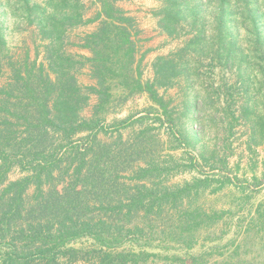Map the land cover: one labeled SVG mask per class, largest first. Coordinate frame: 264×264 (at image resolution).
<instances>
[{
    "label": "trees",
    "instance_id": "1",
    "mask_svg": "<svg viewBox=\"0 0 264 264\" xmlns=\"http://www.w3.org/2000/svg\"><path fill=\"white\" fill-rule=\"evenodd\" d=\"M119 1L95 0L97 12L85 18L80 0H26L33 14L25 20L39 31L33 55L29 47L5 49L0 35V264L207 263L202 254L175 252L191 248L197 230L219 219L197 202L212 176L197 170L190 180L167 182L181 171L174 154L162 158L157 132L171 121L158 92L167 82L160 66L153 80L142 81L140 30ZM217 12L222 16L223 7ZM91 22L92 30L69 42L72 29ZM81 69L92 86L79 84ZM86 91L98 100L90 119L81 115ZM141 92L161 110L153 120L158 126L126 139L118 127L126 118L110 140L101 139L99 132L112 126L98 116L105 106ZM13 169L20 176L9 180ZM228 181L222 176L219 185ZM232 245L237 250L241 243Z\"/></svg>",
    "mask_w": 264,
    "mask_h": 264
},
{
    "label": "rangeland",
    "instance_id": "2",
    "mask_svg": "<svg viewBox=\"0 0 264 264\" xmlns=\"http://www.w3.org/2000/svg\"><path fill=\"white\" fill-rule=\"evenodd\" d=\"M80 2L85 18L95 15V0ZM25 3L0 0V35L5 49L22 53L29 47L33 55L39 31L25 20L33 14ZM118 5L134 16L140 30L137 59L142 81L153 80L160 66L167 82L158 92L171 121L156 131L162 158L174 154L181 166L167 182L190 180L197 170L212 176L211 186L197 202L219 219L197 230L191 248L175 253L202 254L206 264H264V0H120ZM83 30L72 29L69 42L76 43ZM74 47H69L72 52ZM4 61L0 50V64ZM77 79L83 87L93 85L88 70L81 69ZM86 93L81 115L90 119L98 100ZM157 108L145 92L107 105L98 116L105 118L104 126H112L99 137L110 140L126 118L127 123L118 125L126 139L144 126L156 128L155 111L161 112ZM143 114H148L146 120L134 121ZM19 176L13 169L8 178ZM222 176L229 181L220 186ZM234 240L241 243L237 250Z\"/></svg>",
    "mask_w": 264,
    "mask_h": 264
},
{
    "label": "crops",
    "instance_id": "3",
    "mask_svg": "<svg viewBox=\"0 0 264 264\" xmlns=\"http://www.w3.org/2000/svg\"><path fill=\"white\" fill-rule=\"evenodd\" d=\"M95 22H91V23H86V24H83V25H79L81 28H84V32H87V31H90L94 28L95 26ZM83 31L81 33H83ZM74 52H78L80 54H83V55H88L89 54V51L85 48H79V47H74ZM87 70V69H85ZM92 83L94 84V80L92 81Z\"/></svg>",
    "mask_w": 264,
    "mask_h": 264
}]
</instances>
